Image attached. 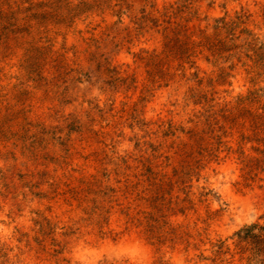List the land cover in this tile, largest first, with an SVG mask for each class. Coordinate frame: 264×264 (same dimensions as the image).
I'll use <instances>...</instances> for the list:
<instances>
[{
    "label": "rangeland",
    "instance_id": "374dc122",
    "mask_svg": "<svg viewBox=\"0 0 264 264\" xmlns=\"http://www.w3.org/2000/svg\"><path fill=\"white\" fill-rule=\"evenodd\" d=\"M260 58L264 0H0V264H248Z\"/></svg>",
    "mask_w": 264,
    "mask_h": 264
},
{
    "label": "trees",
    "instance_id": "16d2710c",
    "mask_svg": "<svg viewBox=\"0 0 264 264\" xmlns=\"http://www.w3.org/2000/svg\"><path fill=\"white\" fill-rule=\"evenodd\" d=\"M235 235L240 254H247L248 264H264V222L246 225Z\"/></svg>",
    "mask_w": 264,
    "mask_h": 264
},
{
    "label": "clouds",
    "instance_id": "9594fccd",
    "mask_svg": "<svg viewBox=\"0 0 264 264\" xmlns=\"http://www.w3.org/2000/svg\"><path fill=\"white\" fill-rule=\"evenodd\" d=\"M138 264H142V262H138Z\"/></svg>",
    "mask_w": 264,
    "mask_h": 264
}]
</instances>
